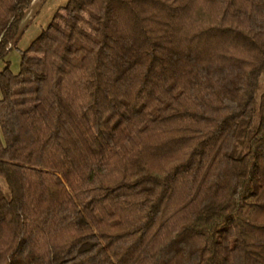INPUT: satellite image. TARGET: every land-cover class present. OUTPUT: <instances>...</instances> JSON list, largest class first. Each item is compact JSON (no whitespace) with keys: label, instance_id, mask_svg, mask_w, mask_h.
<instances>
[{"label":"trees","instance_id":"obj_1","mask_svg":"<svg viewBox=\"0 0 264 264\" xmlns=\"http://www.w3.org/2000/svg\"><path fill=\"white\" fill-rule=\"evenodd\" d=\"M20 54L0 264H264V0H69Z\"/></svg>","mask_w":264,"mask_h":264},{"label":"rangeland","instance_id":"obj_2","mask_svg":"<svg viewBox=\"0 0 264 264\" xmlns=\"http://www.w3.org/2000/svg\"><path fill=\"white\" fill-rule=\"evenodd\" d=\"M69 0H34L27 9L21 24V32L18 42L11 44V51L0 60V69L10 65L15 73H18L21 65L20 49H27L51 22L55 12L65 6ZM264 87V74L261 78ZM0 184L6 188L4 179L0 176Z\"/></svg>","mask_w":264,"mask_h":264}]
</instances>
